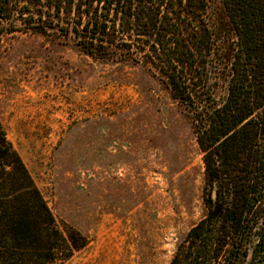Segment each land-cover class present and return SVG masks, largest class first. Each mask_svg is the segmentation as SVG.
Returning <instances> with one entry per match:
<instances>
[{
  "label": "rangeland",
  "instance_id": "obj_1",
  "mask_svg": "<svg viewBox=\"0 0 264 264\" xmlns=\"http://www.w3.org/2000/svg\"><path fill=\"white\" fill-rule=\"evenodd\" d=\"M7 1V12L0 11L7 17L0 19V126L13 163L0 168V199L10 211L32 203L28 190L35 188L53 228L87 239L60 264H169L206 211L201 153L191 114L152 48L120 18L128 0L109 7L115 28L100 50L94 42L92 55L73 34L75 7L38 32L37 10ZM101 1L91 9L106 14L108 0ZM154 1L173 21L206 26L210 92L223 100L236 36L222 1L196 0L197 9L188 8L192 20L177 0ZM34 217L26 215L29 228L45 244Z\"/></svg>",
  "mask_w": 264,
  "mask_h": 264
},
{
  "label": "trees",
  "instance_id": "obj_2",
  "mask_svg": "<svg viewBox=\"0 0 264 264\" xmlns=\"http://www.w3.org/2000/svg\"><path fill=\"white\" fill-rule=\"evenodd\" d=\"M195 1L177 0V5L190 18L188 8L197 9ZM221 1L236 44L227 93L219 102L209 87L210 39L205 25L173 21L158 10L154 0H128L127 13L120 15L132 33L152 48L173 95L191 114L201 153V196L206 211L186 232L169 264H237L249 253V264H264V0ZM94 2L102 1L22 0V6L37 10L33 15L40 21L35 28L38 32L75 7L79 21L73 34L92 55L94 42L98 43L94 50H100V42L115 28L109 7H116L118 0H108L106 14L91 9ZM8 4L0 0V11L6 13ZM180 15L176 11L175 18ZM2 16L0 19L7 18ZM61 28L63 34L68 32ZM12 156L0 126V168L10 166ZM28 193L32 203L16 205L10 211L0 199V264H21L28 255L34 258L31 264H60L87 244L75 229L63 233L53 228L38 191L32 188ZM30 211L35 215L32 223L44 230L45 244L39 232L29 228L26 215Z\"/></svg>",
  "mask_w": 264,
  "mask_h": 264
}]
</instances>
